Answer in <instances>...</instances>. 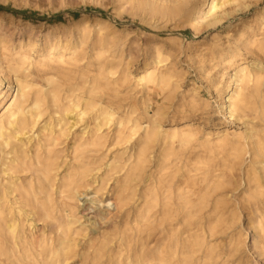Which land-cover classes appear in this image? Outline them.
Returning <instances> with one entry per match:
<instances>
[{"label": "bare ground", "instance_id": "obj_1", "mask_svg": "<svg viewBox=\"0 0 264 264\" xmlns=\"http://www.w3.org/2000/svg\"><path fill=\"white\" fill-rule=\"evenodd\" d=\"M133 1L163 12H185L193 15L194 24L206 27L247 6L245 0ZM96 19L112 25L107 18ZM234 26L240 37L252 31L247 41L264 55V6ZM215 35L218 40L221 34ZM164 39L158 38L160 44ZM54 45H46L47 61L58 69L46 75L45 86L25 72L33 62L23 46L6 56L16 88L0 113V264H71L76 258L79 264H228L240 242L231 240L226 248L216 239L230 223L222 191L247 153L244 173L253 203L262 205L256 228L264 242V128L251 123L256 119L264 125L262 59L238 61L239 51L231 43L218 52L222 58L229 55L228 67L234 70L224 107L234 119H245L246 129L218 128L216 140L207 134L203 143L229 146V152L217 157L221 152L212 148L191 151L183 163L182 151L200 140L198 126L189 121L163 129L157 114L145 126L132 112L119 115L98 93L116 90L117 80L126 81L129 72L124 69L115 78L114 63L99 60L95 75L79 71L77 81L70 66L74 61L64 52L54 54ZM164 60L158 52L144 65L137 84L170 89L176 72ZM227 73L220 74L218 95ZM4 79L0 77V86ZM111 127L117 143L132 142V151L125 149L104 162L98 152ZM157 143V177L143 179L139 188ZM132 202L133 213L128 208ZM123 211L127 215L120 219ZM152 236L158 245L145 246Z\"/></svg>", "mask_w": 264, "mask_h": 264}, {"label": "rangeland", "instance_id": "obj_2", "mask_svg": "<svg viewBox=\"0 0 264 264\" xmlns=\"http://www.w3.org/2000/svg\"><path fill=\"white\" fill-rule=\"evenodd\" d=\"M245 4L246 7L242 6L222 23L206 27L194 24L193 15L185 12L173 8L163 12L161 8L155 10L133 0H0V77H5L0 86V113L13 98L16 88L13 82L15 76H9L5 64L6 56L10 57L20 45L23 46L33 62L25 72L35 82L45 86L46 75L58 69L56 64L47 61L49 49L46 45L55 41L54 54L64 52L74 61L70 66L77 71L76 75L73 74L78 77L77 81L81 79L79 71H85L89 78L95 75L100 67L97 63L99 60L114 63L117 71L113 76L115 78L119 73L122 75L124 69L129 72L126 81L117 80L116 90L110 87V90L98 93L102 99L113 103L119 115L124 111L132 112L133 118L145 126L148 118L157 114L163 129L181 126L189 121L198 126L200 140L182 151L180 157L183 163L187 152L207 148H212L216 154L221 152L217 157L226 155L229 146L211 143L208 147L203 143L204 137L210 134L214 142L215 131L220 127L243 131L246 121L234 119L224 107L227 104L229 75L234 70L228 67L229 55L222 58L218 52L231 43L239 51L238 61L252 57L264 62V55L247 41L252 31L240 37L238 26H234L252 17L264 6V0H245ZM79 17H83L82 21L75 20ZM96 17L107 18L112 25L99 22ZM228 30L229 36L225 34ZM215 34H221L218 40H214ZM160 37L166 38L161 44L158 40ZM158 52L165 58L163 64L176 72L170 89L160 86L147 89L137 84L136 78L144 65L150 63ZM38 60L44 63L35 62ZM226 70L228 73L220 84L223 90L218 95L216 86L220 74ZM57 76L60 78L61 73H57ZM82 90L86 92L87 86ZM78 92L81 93V90ZM82 95L87 96L85 93ZM251 123L264 128L263 123L256 119ZM131 143H117L115 129L111 127L107 141L98 154L106 162L115 154L130 150ZM173 146L180 148L178 142ZM151 151V161L139 188L143 186V179L148 181L157 177L159 143L153 145ZM249 160L247 153L244 161L232 171L230 184L222 191L230 213L227 217L230 223L223 225L216 239L226 248L231 240L240 242L239 250L234 251V257L229 259L228 264H264V242L262 233L256 228L262 205L253 203L255 198L250 194L244 173ZM135 205L136 202H132L128 206L132 213ZM126 215V211H123L119 218L124 219ZM153 243L158 245L153 236L145 240V246ZM71 264H79V259L76 258Z\"/></svg>", "mask_w": 264, "mask_h": 264}]
</instances>
